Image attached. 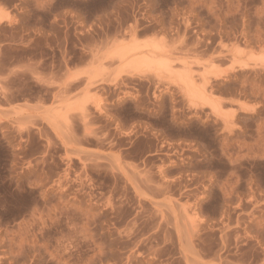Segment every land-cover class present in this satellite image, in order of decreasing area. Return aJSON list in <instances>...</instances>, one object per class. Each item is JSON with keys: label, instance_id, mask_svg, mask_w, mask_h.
<instances>
[{"label": "rangeland", "instance_id": "1", "mask_svg": "<svg viewBox=\"0 0 264 264\" xmlns=\"http://www.w3.org/2000/svg\"><path fill=\"white\" fill-rule=\"evenodd\" d=\"M0 4V264H264V0Z\"/></svg>", "mask_w": 264, "mask_h": 264}, {"label": "bare ground", "instance_id": "2", "mask_svg": "<svg viewBox=\"0 0 264 264\" xmlns=\"http://www.w3.org/2000/svg\"><path fill=\"white\" fill-rule=\"evenodd\" d=\"M3 15V14H2ZM5 16V15H4ZM4 16H0V18L1 19H3V18H5ZM136 41V40H135ZM142 43V42H141ZM139 44V43H137V41L136 42H130L129 44H126V45H122L123 44V42H122V44H120V45H122V46H116V50L114 51V53H113V58L115 59L116 57H117V59L118 60H121V61H124V63H125V69L126 68H128V69H126V71H128L129 69L131 70V71H133V72H135V71H141L142 72V69H143V71L145 70V69H151L152 67H154L155 69H157V70H160L159 72H163V73H166V72H169L170 73V71H169V69H168V66L169 65H167L166 63H164L163 61L161 62V61H158V59H157V61L155 60L156 58H154V59H152V56H154V55H150V57H148V54L147 55H142L141 53L144 51V50H147V52L148 51H157L158 50V47H157V45H153V44H147V41L144 43L143 42V44ZM154 43V42H153ZM124 44H125V42H124ZM154 44H156V43H154ZM115 48V47H114ZM113 48V49H114ZM112 52V51H111ZM110 52V53H111ZM146 54V53H145ZM151 54V53H150ZM153 54V53H152ZM253 58H255V59H257L258 60V62L257 63H260V64H262V65H264V54H260L259 56H257V58H256V56L255 57H253ZM160 60V59H159ZM120 63V62H119ZM122 63V62H121ZM241 62H239V64H240ZM235 65H236V63H235ZM243 65H245V64H243ZM248 65V64H247ZM232 66V65H231ZM230 66V67H231ZM233 66H234V64H233ZM248 67V66H247ZM122 70H123V73H124V68H121ZM121 69H119V70H121ZM154 69V70H155ZM229 69V68H228ZM228 69H225V70H223V71H226L227 73H228ZM231 69H232V67H231ZM165 71V72H164ZM213 71V70H212ZM121 72V71H120ZM129 72V71H128ZM161 72V73H162ZM207 72V71H206ZM229 72H232V71H229ZM210 73H212V72H210V70H209V74ZM225 72H222V71H216L215 73H214V77H220V76H222L221 74H224ZM121 74V73H120ZM141 74V73H140ZM181 74V73H180ZM179 74V77H178V86L180 85L181 86V88L183 89V91L185 92V94H186V96L189 98V101H190V103H191V105H193V106H196V105H198L197 103H200V104H202L203 106H205V107H208V108H210L211 109V111L214 113V114H216V115H218V113H219V111H218V108H219V102L218 101H216L215 99H209V98H206V97H208V96H206V97H204V95H203V92H201V91H203V90H201V89H198V87H196L193 83L194 82H192L191 80H190V77H187L188 75H187V73H185L184 72V74H186V75H184V74H181L180 75ZM213 74V73H212ZM204 75V74H203ZM226 75V74H225ZM177 76H178V74H177ZM115 78L113 79V80H116L117 78H119L120 76H119V71H118V75H115L114 76ZM117 77V78H116ZM203 77V76H202ZM205 77V76H204ZM204 79V78H203ZM218 79V78H217ZM176 82V83H177ZM205 85V84H204ZM205 87V86H204ZM201 88H202V85H201ZM204 89V88H203ZM206 93V92H205ZM210 97V96H209ZM211 98V97H210ZM215 98V97H214ZM217 98V97H216ZM202 106V107H203ZM245 106V105H244ZM246 108V107H245ZM251 108V107H250ZM249 108V109H250ZM247 109V108H246ZM220 110V109H219ZM220 114V113H219Z\"/></svg>", "mask_w": 264, "mask_h": 264}, {"label": "crops", "instance_id": "3", "mask_svg": "<svg viewBox=\"0 0 264 264\" xmlns=\"http://www.w3.org/2000/svg\"><path fill=\"white\" fill-rule=\"evenodd\" d=\"M1 14H7L8 18L11 19L12 17H14V13L13 11L10 9V8H5L3 6H1L0 4V16ZM1 24L3 25H8V22L3 20L1 22ZM8 45H5V47H7ZM10 72V67L7 68V74ZM6 73H4L3 75L0 73V83L3 81V78L5 76ZM7 104H3L2 101L0 100V108L1 109H7ZM3 113V112H0V114Z\"/></svg>", "mask_w": 264, "mask_h": 264}]
</instances>
